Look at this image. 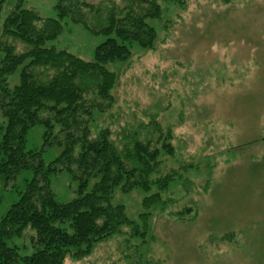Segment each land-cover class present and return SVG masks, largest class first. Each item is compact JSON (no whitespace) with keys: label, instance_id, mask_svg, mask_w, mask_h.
Here are the masks:
<instances>
[{"label":"rangeland","instance_id":"1","mask_svg":"<svg viewBox=\"0 0 264 264\" xmlns=\"http://www.w3.org/2000/svg\"><path fill=\"white\" fill-rule=\"evenodd\" d=\"M158 3L161 16L149 21L156 30L153 47L133 43L127 60L107 65L117 75L113 102L95 113L91 134L110 128L114 138L122 131L144 138L150 135L146 130L153 133L155 121L174 151L161 152L152 176L170 173L172 178L148 206L144 198L157 191L155 186L115 188L112 203L123 204L145 234L125 229L90 256L65 264H264V0ZM24 4L57 17L55 0ZM62 23V33L47 45L92 61L106 37L68 18ZM17 81L18 73L8 78L10 86ZM43 130L35 125L28 131L27 148L42 147ZM58 131L56 125L53 132ZM62 149L44 146V162ZM31 176L25 170L13 182L0 178V217ZM51 188L59 202L77 195V182L67 172L52 175ZM30 234L12 240L21 255L32 252Z\"/></svg>","mask_w":264,"mask_h":264},{"label":"trees","instance_id":"2","mask_svg":"<svg viewBox=\"0 0 264 264\" xmlns=\"http://www.w3.org/2000/svg\"><path fill=\"white\" fill-rule=\"evenodd\" d=\"M54 8L57 17H45L24 0H0V178L9 183L22 171L32 172L0 217V264L80 261L125 229L145 234L123 204L112 203L113 191L155 186L157 191L144 198L148 206L172 178L170 173L152 176L159 170L161 152L174 151L155 121L153 133L146 130L150 135L144 138L137 131L114 138L110 128L91 134L95 113L113 102L117 75L107 65L127 60L133 43L153 47L156 30L149 21L161 16L158 0H55ZM65 18L106 37L95 47L92 61L47 45L62 33ZM16 73L18 81L10 86L8 78ZM35 125L44 129L43 145L27 148L28 131ZM50 144L63 149L45 163L43 147ZM61 172L77 182V195L67 202L57 201L51 188V176ZM91 178L95 181L86 191ZM27 231L32 252L21 255L12 240Z\"/></svg>","mask_w":264,"mask_h":264}]
</instances>
